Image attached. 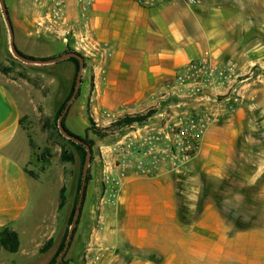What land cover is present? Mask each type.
I'll return each mask as SVG.
<instances>
[{
    "label": "crops",
    "instance_id": "0c3cea01",
    "mask_svg": "<svg viewBox=\"0 0 264 264\" xmlns=\"http://www.w3.org/2000/svg\"><path fill=\"white\" fill-rule=\"evenodd\" d=\"M3 1L15 46L34 47L51 0ZM64 1L66 26L60 33L90 38L109 52L106 81H95L105 108L141 112L187 63L208 60L233 68L235 94L243 99L232 98V93L224 99L229 107L230 100L240 102L233 110L245 115L252 95L244 91L249 77L243 74L250 64L264 66V24L259 30L250 25L254 16L264 14L250 6L252 0H195L193 5L172 0L156 7L131 0ZM84 1L89 4L82 14ZM55 40L47 47H63ZM216 106L213 114H221L223 103ZM21 116L15 93L0 78V230L14 231L20 243L26 227L39 217L41 200V195L33 198L37 183L26 173L28 138ZM221 128L232 136L238 131L214 124L199 142L197 159L215 169L222 163L217 156L226 140ZM209 154L211 161L206 159ZM260 192L256 219L237 225L211 201L199 203L197 193L180 205L176 184L165 170L129 172L111 206H94L93 189L85 196L71 255H82L83 264H264V184Z\"/></svg>",
    "mask_w": 264,
    "mask_h": 264
},
{
    "label": "rangeland",
    "instance_id": "374dc122",
    "mask_svg": "<svg viewBox=\"0 0 264 264\" xmlns=\"http://www.w3.org/2000/svg\"><path fill=\"white\" fill-rule=\"evenodd\" d=\"M252 1L250 6L263 15L264 0ZM46 14L48 17L43 31L36 33L38 40L35 46L15 47L17 51L35 60L53 59L66 49H71L83 59L80 85L68 108L64 123L71 133L80 138L85 137L87 128L90 129L87 135L93 145L86 174L88 181L84 185V198L93 189L94 206L98 209L111 206L103 201L104 192L109 187L106 179L108 175H113L120 169L125 173H144L156 167L155 173L165 170L176 184L180 205L197 193L201 202L211 201L219 212L238 223L245 224L256 219L254 210L263 199L260 191L264 184V66L250 64L247 72L243 74L249 77L244 91L252 95L247 101L243 117L233 110L240 102L236 99L230 100L229 107L224 99L230 93L232 98L243 99V96L235 94L236 82H205L198 88L193 80L180 82L177 79L178 70L172 83L164 91L153 95L149 106L144 107L141 112L131 114H144L152 110L153 114L149 118L139 124L124 126L114 134L98 136L92 129L106 126L118 117L130 114L126 112L128 109L125 106L115 110L105 108L97 98L95 81L100 84L106 81L105 62L109 57L107 47L87 37H72L65 31L60 33L66 26L65 5L61 17L63 19L60 18L59 21L54 22L49 18L53 14L51 1ZM260 15L254 16L250 24L258 30L264 24V17ZM69 36L72 37L71 41ZM42 37L47 40L41 41ZM55 38L63 43V47H47L50 41H57ZM68 59L55 63L30 64L15 58L9 49V33L0 8V78L8 83L20 105L21 127L28 138L26 173L37 183L33 188V198L41 195L39 217L26 227L21 243L18 238L15 252H21L22 249L23 255H14L15 252L0 248V264H48L72 222L68 220L71 213L74 214L77 203L84 160H81V152L73 144L75 142H69L57 128V112L73 82L75 86V67ZM219 102L223 103L224 109L221 114L214 115V109ZM214 124L238 130L232 136L221 128L222 136L226 140L217 156L222 161L219 169L204 162V159H197L200 144L183 160L172 148L180 138L182 142L185 140L184 134L188 133L187 130L201 129V141ZM156 132L162 136V141L158 143V149L162 153L145 154L142 140L148 133ZM229 142L230 145L227 144ZM62 149L72 154L71 161L61 159ZM209 157L210 154L206 159L211 161L212 158ZM154 162L156 165L152 166ZM62 187L65 189V202L58 209ZM185 213L186 216L189 214L187 211ZM76 232L77 227L63 264H83L82 255L78 258L71 255ZM49 239L50 246L41 252L40 249Z\"/></svg>",
    "mask_w": 264,
    "mask_h": 264
},
{
    "label": "built area",
    "instance_id": "2783aa9c",
    "mask_svg": "<svg viewBox=\"0 0 264 264\" xmlns=\"http://www.w3.org/2000/svg\"><path fill=\"white\" fill-rule=\"evenodd\" d=\"M134 3L142 6V7H156L172 0H131ZM186 3L189 5L195 4V0H186ZM88 1H84L81 4V13L84 14L86 9L88 8ZM52 12L53 14L49 16L52 21H59L62 17V11L65 5L64 0H51ZM63 19V18H61ZM234 70L231 66L228 67H218L211 64L208 60H195L189 62L185 65L180 71L177 73V79L180 82L185 80H193L196 87H200L203 83H217V82H228L234 76ZM188 132L185 135V140L182 142L176 141L175 145H173V149L180 154V158L183 160L188 158L198 147L200 137L202 134L201 129H195L193 131ZM178 136V135H177ZM160 133H148L142 140V145L144 148L145 154H161L162 152L158 149V143L162 141ZM178 138V137H177ZM180 160V159H179ZM153 163V162H152ZM155 162L154 165L155 166ZM156 167H152V169L144 171H134L135 173L140 174H154ZM124 170L120 169L113 175H108L106 177L109 187L104 192V203L112 205L114 201V197L116 196L117 190L121 185L122 178L126 176ZM102 201V202H103Z\"/></svg>",
    "mask_w": 264,
    "mask_h": 264
},
{
    "label": "trees",
    "instance_id": "16d2710c",
    "mask_svg": "<svg viewBox=\"0 0 264 264\" xmlns=\"http://www.w3.org/2000/svg\"><path fill=\"white\" fill-rule=\"evenodd\" d=\"M19 52V51H18ZM68 52H74L72 51L71 49H66L64 50V53H68ZM20 55H23L25 57H28V58H32L30 56H27L25 54H22L21 52H19ZM59 56V55H58ZM69 61H71L75 67V74H74V78L77 74V71H78V68H79V61L76 59V58H73V57H70L68 59ZM2 71H5L4 69H2ZM73 78V80H74ZM73 87H74V82L71 86V90L68 92V94L66 95L64 101L62 102L58 112H57V115L59 116V114L61 113L62 109L64 108V106L66 105L67 101L69 100V98L71 97L72 95V91H73ZM153 114V111L152 110H149L147 112H145L144 114H137V115H131V114H126V115H123L121 117H118L115 121L111 122L110 124L106 125V126H101V127H96L93 130L94 134L95 135H98V136H107V135H111V134H114L118 129L124 127V126H129V125H132L134 123H141L143 121H145L147 118H149L151 115ZM67 115V112L66 114L64 115L63 119H62V125L64 127V129L71 135H74L73 133H71L66 127H65V123H64V120H65V117ZM88 130L90 129H86V135L84 138H80L79 136L77 135H74L78 138H80L84 143H86L89 147H90V150L92 149V145H93V142L92 140L88 137L87 135V132ZM69 142H72L70 140H68ZM73 143V142H72ZM76 148L81 152V160L83 161L84 160V155L86 154L85 152V148L80 145V144H75L73 143ZM61 159L63 160H66V161H71L73 159V156L72 154L70 153H66V151L64 149H62L61 151ZM90 160H91V156H90ZM88 181V176H86V181L85 183H87ZM79 189H80V184H79ZM65 189L62 187L60 189V192H59V203H58V209H60L64 202H65ZM84 194H85V186H84V190H83V197H82V204H83V199H84ZM198 202L199 203H202L200 201V196H198ZM82 204H81V207H80V213H81V209H82ZM217 208V207H216ZM219 211V210H218ZM179 215L180 217H185L183 215V212L182 210L179 211ZM220 214L227 220L237 224V225H244L242 223H238L237 221H234L232 219H230L228 216H226L225 214L221 213ZM72 216H73V213H71L70 217H69V220L68 222H71L72 220ZM79 217H80V214H79ZM79 217L76 221V226L74 227V230H73V233H72V236H71V240H70V243L68 245V248L72 242V239H73V236L75 234V231H76V227L78 225V221H79ZM245 224H248V223H245ZM66 234H67V230H65L62 238H61V241L58 245V248L56 250V253L55 255L50 259V261L48 262V264H54L56 258H57V255L59 254V252L61 251L63 245H64V241H65V237H66ZM51 244V240L49 239L44 245L43 247L40 249L41 252L45 251ZM0 248H4L10 252H15L18 248V237H17V234L12 231V230H9V229H3V230H0ZM67 248V250H68ZM66 250V251H67ZM66 252L64 253V256H65ZM64 256L62 258V260L60 261L59 264H63L64 263Z\"/></svg>",
    "mask_w": 264,
    "mask_h": 264
},
{
    "label": "water",
    "instance_id": "95a60500",
    "mask_svg": "<svg viewBox=\"0 0 264 264\" xmlns=\"http://www.w3.org/2000/svg\"><path fill=\"white\" fill-rule=\"evenodd\" d=\"M0 8H1L2 15H3V19H4L5 24L7 26L8 33H9V49L15 58H17L21 62L30 63V64L55 63L57 61L65 60V59H68L70 57L76 58L79 61V68H78L76 78H75L74 91H73L71 97L69 98V100L67 101L66 105L64 106V108H63V110H62V112L59 115L58 120H57V128H58L59 133L63 137H65L66 139L82 145L86 150L85 159H84L83 166H82V175H81L79 195H78L77 203H76V206L74 209L73 219H72V222L69 226V229H68L65 241H64V245H63L61 251L59 252V254H58V256L54 262V264H59L60 261L62 260L63 256H64V253L66 252V250L68 248L74 227L76 226V221H77L79 214H80V207L82 204V197H83V190H84V185H85V180H86L87 168H88V164L90 162V156H91L90 147L86 143H84L80 138L69 134L64 129V127L62 125V119H63L64 115L66 114V112L68 111V108H69L72 100L74 99L75 94L77 93L79 85H80L81 72L84 68L83 59L79 54H77L75 52L64 53V54H61V55H59L53 59H50V60H35V59H31V58L25 57L23 55H20L18 53L15 45H14L12 26H11L10 20L8 18V13H7V10H6V7L4 5L3 0H0Z\"/></svg>",
    "mask_w": 264,
    "mask_h": 264
}]
</instances>
